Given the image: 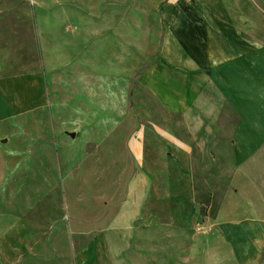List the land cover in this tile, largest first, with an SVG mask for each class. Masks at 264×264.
<instances>
[{
    "label": "rangeland",
    "instance_id": "374dc122",
    "mask_svg": "<svg viewBox=\"0 0 264 264\" xmlns=\"http://www.w3.org/2000/svg\"><path fill=\"white\" fill-rule=\"evenodd\" d=\"M199 3L0 0V78L40 73L49 100L0 119L1 261L38 245L50 223L62 217L76 248L104 230L110 264H264V247L251 260H237L227 239L212 230L225 193L241 194L243 189L251 202L246 206L251 214L245 217L264 228V0H228L238 11L239 52L251 55L249 61L237 62V75L220 81L246 85L248 96L224 93L217 86L198 99L209 117H227L218 129L225 153L235 145L226 139L237 130L257 134L254 160L247 168L254 180L246 188L245 183L232 182L235 174L215 173L192 142L198 214L186 226L169 218L164 144L157 129L190 142L186 118L167 112L141 75L159 51L162 26L173 15L161 12L162 6ZM201 105L190 114L195 121L204 117ZM137 135L145 142L147 168L157 176L154 199L159 197V204H150V213L130 229L105 230L134 168ZM242 217L238 213L231 221Z\"/></svg>",
    "mask_w": 264,
    "mask_h": 264
},
{
    "label": "crops",
    "instance_id": "0c3cea01",
    "mask_svg": "<svg viewBox=\"0 0 264 264\" xmlns=\"http://www.w3.org/2000/svg\"><path fill=\"white\" fill-rule=\"evenodd\" d=\"M198 2L200 3L197 5L162 6L161 12L173 15L162 26L159 51L141 75L142 81L167 112L183 113L186 118L190 142L172 131L157 129L158 137L164 144L163 183L166 202L171 206L169 218L179 226L190 225L198 214L196 165L191 143L197 145L201 158L215 173L237 174L236 177L233 176L232 182L249 185L248 182H252L254 178L247 168L250 161L254 160V142L259 139L249 129L243 132L237 130L231 135V140L226 139L235 141V145L232 147L231 144L229 152L225 153L221 143L224 141L223 134L218 129L221 130L227 117H209L202 102L198 103L200 96L214 93L217 86L224 93L244 92L248 96L249 88L246 85H233L232 79L229 84L228 81L224 84L220 79L237 75V62L241 59L249 61L251 55L239 52L238 34L235 32L239 18L237 8L229 5L228 0ZM48 103V92L40 73L0 78V119ZM197 105H201L199 108L203 109L204 117L200 116L195 121L190 114ZM220 106L226 109L223 105ZM234 107L238 109L236 104ZM242 121L248 125L246 118ZM249 123L254 122L249 119ZM134 147L137 155L134 168L125 181L123 198L107 219L105 230L130 229L136 221L150 213V204H159L160 198L154 199L157 176L154 170L147 168L149 162L142 136L135 137ZM246 188L249 186L246 185ZM246 190L243 189L241 194L228 190L212 224V230H217L227 239L237 260H251L259 254L260 247H264L260 245V241L264 240V228L255 224L254 218L245 217L251 214L246 209L251 203L246 197ZM260 197L264 204V192H260ZM261 199L258 200L261 202ZM238 204L245 208L236 207ZM227 207H230L228 213ZM223 210L225 215H222ZM238 213L244 214V217L231 221ZM67 226L62 217L54 220L42 242L34 247L24 248L16 258L12 256L10 259L7 256L5 261L0 260V264H110L104 245V230L93 233L83 246L76 248L70 240L72 233ZM6 229L10 230L9 227ZM7 252L13 253L14 250Z\"/></svg>",
    "mask_w": 264,
    "mask_h": 264
},
{
    "label": "trees",
    "instance_id": "16d2710c",
    "mask_svg": "<svg viewBox=\"0 0 264 264\" xmlns=\"http://www.w3.org/2000/svg\"><path fill=\"white\" fill-rule=\"evenodd\" d=\"M202 211H203V210H202ZM202 211H201V212H202ZM202 213H203V212H202Z\"/></svg>",
    "mask_w": 264,
    "mask_h": 264
}]
</instances>
